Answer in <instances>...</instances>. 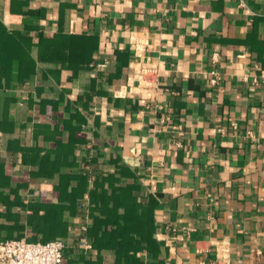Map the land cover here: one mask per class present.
<instances>
[{
	"label": "crops",
	"instance_id": "obj_1",
	"mask_svg": "<svg viewBox=\"0 0 264 264\" xmlns=\"http://www.w3.org/2000/svg\"><path fill=\"white\" fill-rule=\"evenodd\" d=\"M65 123L80 129L39 131ZM47 153L89 186L115 174L108 195L134 186L143 264L207 263L225 242L231 264H264V0H0V171ZM9 183L0 242L47 243L8 229L57 203L58 175ZM77 204L65 264H115L89 232L79 249L89 194Z\"/></svg>",
	"mask_w": 264,
	"mask_h": 264
},
{
	"label": "trees",
	"instance_id": "obj_2",
	"mask_svg": "<svg viewBox=\"0 0 264 264\" xmlns=\"http://www.w3.org/2000/svg\"><path fill=\"white\" fill-rule=\"evenodd\" d=\"M71 118H74L77 122H80L82 119L79 116V112L73 114ZM61 128L63 130L60 131L59 129L51 130V127L42 126L39 131L62 133L66 129H70V132L80 129L78 126H69L68 123H65ZM38 155V150L24 152L22 163L25 164L31 158L37 161ZM61 162H65L63 165H67L68 167H75V162L69 163L67 160L59 161V157L55 162L51 161L50 153H47L41 158L42 164L40 170L36 173L21 172V169L17 168H14L10 173L0 171V186H4V184L7 186L3 188L2 192L0 191L1 202L3 201L1 198L4 197V191L9 188V182L27 183L31 176L51 178L58 175V183L49 189V191L53 192V197L57 199V203H53L51 198L42 203H29L25 205L29 211L28 225L30 226V230H26L23 226H13L8 230L10 232L43 233V242L66 240L68 222L64 219V215L66 212L74 213L79 205L77 203L80 202V199L85 194H89L90 213L88 232L93 239L94 247L100 248L102 245L115 247V264H143L139 250L142 249L141 245L143 240H145L142 232L145 222L139 218L141 216L137 212L138 205L134 206L129 203H124L132 198L134 186L130 188L126 186L119 188L113 187L112 194L108 195V191L105 189V183L109 182L114 186L115 182L118 181L115 174H104L96 178L95 181L90 182L89 186V175L86 173H62L60 171H54V169H60ZM8 191L12 192L14 189L9 188ZM109 202L114 203V207L111 209L107 205ZM120 208L124 209L123 213H120ZM0 227L3 226L0 225ZM65 257L66 255H64L63 264H65Z\"/></svg>",
	"mask_w": 264,
	"mask_h": 264
},
{
	"label": "built area",
	"instance_id": "obj_3",
	"mask_svg": "<svg viewBox=\"0 0 264 264\" xmlns=\"http://www.w3.org/2000/svg\"><path fill=\"white\" fill-rule=\"evenodd\" d=\"M214 58H217V54ZM100 66L105 67L106 65ZM88 227V217L85 216L77 241L79 249L85 253L92 252V244L87 237ZM68 246L69 243L65 240L34 244L25 240L3 241L0 242V264H63L64 251ZM231 260L229 245L225 242L217 246L215 259L200 264H231Z\"/></svg>",
	"mask_w": 264,
	"mask_h": 264
},
{
	"label": "rangeland",
	"instance_id": "obj_4",
	"mask_svg": "<svg viewBox=\"0 0 264 264\" xmlns=\"http://www.w3.org/2000/svg\"><path fill=\"white\" fill-rule=\"evenodd\" d=\"M68 249L69 248H66L65 251H64V255H66L68 253Z\"/></svg>",
	"mask_w": 264,
	"mask_h": 264
}]
</instances>
